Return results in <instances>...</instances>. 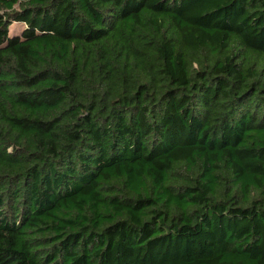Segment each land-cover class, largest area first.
<instances>
[{
	"label": "trees",
	"instance_id": "1",
	"mask_svg": "<svg viewBox=\"0 0 264 264\" xmlns=\"http://www.w3.org/2000/svg\"><path fill=\"white\" fill-rule=\"evenodd\" d=\"M0 264H264V0H0Z\"/></svg>",
	"mask_w": 264,
	"mask_h": 264
},
{
	"label": "rangeland",
	"instance_id": "2",
	"mask_svg": "<svg viewBox=\"0 0 264 264\" xmlns=\"http://www.w3.org/2000/svg\"><path fill=\"white\" fill-rule=\"evenodd\" d=\"M7 5H8L9 7L16 8V6H12L10 2H7ZM21 27H22V26H21L20 24H14V26H13L12 29H13V31H17V30H19Z\"/></svg>",
	"mask_w": 264,
	"mask_h": 264
}]
</instances>
